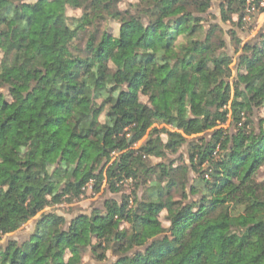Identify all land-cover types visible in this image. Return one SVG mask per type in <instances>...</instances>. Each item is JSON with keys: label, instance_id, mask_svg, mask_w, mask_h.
Here are the masks:
<instances>
[{"label": "clouds", "instance_id": "clouds-1", "mask_svg": "<svg viewBox=\"0 0 264 264\" xmlns=\"http://www.w3.org/2000/svg\"><path fill=\"white\" fill-rule=\"evenodd\" d=\"M221 2L0 0V264H264V0Z\"/></svg>", "mask_w": 264, "mask_h": 264}, {"label": "trees", "instance_id": "trees-1", "mask_svg": "<svg viewBox=\"0 0 264 264\" xmlns=\"http://www.w3.org/2000/svg\"><path fill=\"white\" fill-rule=\"evenodd\" d=\"M207 4V0H204V3H202L200 6L204 7ZM210 7V5H208ZM219 8H223V0L222 2L219 4ZM210 15H212L210 13ZM220 18L221 20H224V15L223 12L221 11L220 13ZM197 20L201 19V17H197ZM214 27H219V25H214ZM259 35V33L257 34ZM255 39V37L253 38ZM261 44H264V41L260 42ZM179 46H183V41L179 42ZM245 48L248 47V43L246 42L244 45ZM254 48H256L255 45H253ZM261 49L256 48V51L259 52ZM161 67H163V64H161ZM40 102H38L39 104ZM120 103V97L119 95H116L113 97V107H115L117 104ZM52 108V106L50 105L48 109H45V111H50ZM56 108L59 109V102H57L56 104ZM111 115V113L109 114ZM37 116L39 117V114L37 113ZM118 119V118H117ZM61 117L59 115H57L56 117L50 118V119H46L42 121V124L46 127H48L49 129L52 130H56L60 132V145L57 147L56 151L59 152L61 154V156H65V149L69 146V145H77L79 144V149L78 150H72L69 154L72 156H77V155H83L84 153V149H85V145L88 142V133L87 132H83L80 135H76L74 132L70 131L68 126L66 124H61L60 123ZM74 127V126H73ZM110 127L112 129L116 128V125H110ZM220 131L219 128H215L214 132ZM53 134L55 135V131L53 132ZM106 136H108V133H105ZM187 135V134H185ZM193 139H198V138H202L199 134L193 133L192 136ZM110 139V137H109ZM249 147L252 148V152L247 154V158L243 160V163L240 164V168L241 169H246L243 173V175L245 177H247L249 175V173H252L253 175L256 172H259L261 170V168L264 166V144H261V142L259 140L256 141V145H249ZM258 154H261L262 159L260 163H257L256 157ZM50 155H55V153H51ZM65 158H67L65 156ZM33 162H37L38 160H35ZM253 165H255V170H253ZM75 169H73V173H75ZM102 175L104 173H101ZM240 175V169H237V176L236 177H231L229 176L228 179L229 181H232L234 179H237ZM243 181L241 180V183ZM231 188V183H229L228 185L224 186L223 191H228ZM58 195V194H57ZM222 199V197H221ZM81 215H86V213H81ZM179 215V213H177V216ZM93 219H95V217H93ZM205 217H200L197 221H195L194 223L199 224L201 220H204ZM102 223V221H97V224ZM211 226V222H209V225ZM201 228H204V225L201 224ZM98 247V246H97ZM84 264V262H83ZM124 264H129L128 261H124Z\"/></svg>", "mask_w": 264, "mask_h": 264}, {"label": "rangeland", "instance_id": "rangeland-1", "mask_svg": "<svg viewBox=\"0 0 264 264\" xmlns=\"http://www.w3.org/2000/svg\"><path fill=\"white\" fill-rule=\"evenodd\" d=\"M216 7L219 8V4H217ZM257 34H258V33H257ZM253 38H254V37H253ZM262 168H264V166H263ZM262 168H261V169H262ZM106 186H107L106 184H105V185H101V188L106 187ZM81 195H84V193H81ZM88 195L91 196V191H89ZM93 199H94V198H93ZM81 207H83V204H81ZM83 262H84V264H88V257H87V256L84 257Z\"/></svg>", "mask_w": 264, "mask_h": 264}]
</instances>
